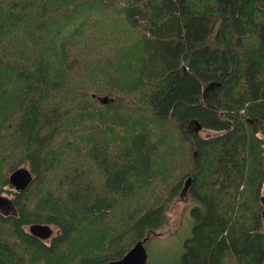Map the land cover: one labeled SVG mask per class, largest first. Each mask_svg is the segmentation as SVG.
<instances>
[{"label": "trees", "instance_id": "1", "mask_svg": "<svg viewBox=\"0 0 264 264\" xmlns=\"http://www.w3.org/2000/svg\"><path fill=\"white\" fill-rule=\"evenodd\" d=\"M189 178L174 264H264V0H0V264L119 259Z\"/></svg>", "mask_w": 264, "mask_h": 264}, {"label": "rangeland", "instance_id": "2", "mask_svg": "<svg viewBox=\"0 0 264 264\" xmlns=\"http://www.w3.org/2000/svg\"><path fill=\"white\" fill-rule=\"evenodd\" d=\"M204 136L218 134V131L214 130H201ZM27 166V165H26ZM28 167V166H27ZM8 190L15 191L14 187L7 186ZM12 195H14L11 192ZM0 195H9L7 191H4ZM264 195V190H263ZM198 204V201L193 199L187 190H181L178 195L173 199L170 208L167 213L169 214L168 231H172L166 235H154L145 244L148 253L147 264H174L184 250L185 240L191 236L192 227L195 220H193L191 214V208ZM264 223V219H263ZM53 233L56 234L57 228L53 225ZM29 227L27 226V229ZM166 229H164L163 233ZM264 231V226H263ZM53 236V235H52ZM51 236V237H52ZM51 237L45 238V241H49Z\"/></svg>", "mask_w": 264, "mask_h": 264}, {"label": "water", "instance_id": "3", "mask_svg": "<svg viewBox=\"0 0 264 264\" xmlns=\"http://www.w3.org/2000/svg\"><path fill=\"white\" fill-rule=\"evenodd\" d=\"M100 101L107 103L109 101L108 96L99 97ZM201 125L198 123L196 125V130L201 129ZM33 180V173L29 167L23 165L11 172L9 175V183L14 187L16 191L26 189ZM190 178L186 181V185L183 190H186L187 185L190 182ZM264 201V196L262 197ZM12 209L15 210L14 204L11 202L10 198L6 195H0V210L7 214ZM264 216V209H263ZM30 232L42 239L51 237L53 235V227L48 223H33L30 226ZM149 235L143 239L137 240L132 247L119 259L110 260L107 264H147L148 253L146 250V241Z\"/></svg>", "mask_w": 264, "mask_h": 264}, {"label": "flooded vegetation", "instance_id": "4", "mask_svg": "<svg viewBox=\"0 0 264 264\" xmlns=\"http://www.w3.org/2000/svg\"><path fill=\"white\" fill-rule=\"evenodd\" d=\"M16 191V190H15ZM9 198H10V200H11V202L14 204V206H15V210L14 209H12L9 213H7L6 215H9V216H16V217H18V211H17V208H16V205H15V198H13V196L14 195H12V194H10V195H7ZM33 223H31V224H29V225H25L22 229L24 230V232H29V233H31L30 232V226L32 225ZM27 226L29 227L28 229H27ZM32 234V233H31ZM33 235V234H32ZM36 237H38V236H36ZM39 239H40V237H38ZM42 239V238H41Z\"/></svg>", "mask_w": 264, "mask_h": 264}, {"label": "bare ground", "instance_id": "5", "mask_svg": "<svg viewBox=\"0 0 264 264\" xmlns=\"http://www.w3.org/2000/svg\"><path fill=\"white\" fill-rule=\"evenodd\" d=\"M264 195H262V197H263Z\"/></svg>", "mask_w": 264, "mask_h": 264}]
</instances>
